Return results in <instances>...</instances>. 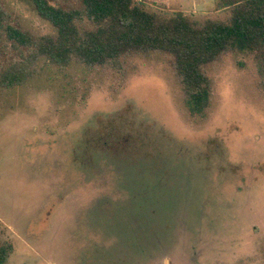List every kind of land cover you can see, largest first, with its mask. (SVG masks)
Listing matches in <instances>:
<instances>
[{
    "label": "rangeland",
    "instance_id": "obj_1",
    "mask_svg": "<svg viewBox=\"0 0 264 264\" xmlns=\"http://www.w3.org/2000/svg\"><path fill=\"white\" fill-rule=\"evenodd\" d=\"M69 8L80 0H50ZM154 13L227 21L217 0H138ZM15 24L54 34L30 0ZM15 54L0 51V65ZM60 69L41 59L0 89V245L8 264H264V80L257 58L207 67L192 116L173 59Z\"/></svg>",
    "mask_w": 264,
    "mask_h": 264
},
{
    "label": "trees",
    "instance_id": "obj_2",
    "mask_svg": "<svg viewBox=\"0 0 264 264\" xmlns=\"http://www.w3.org/2000/svg\"><path fill=\"white\" fill-rule=\"evenodd\" d=\"M30 1L55 32L35 36L24 30L0 0V51L15 54L9 66L0 65V89L23 86L41 59L62 70L73 64L122 70L133 56L159 52L172 57L190 114L204 116L213 95L207 67L224 55H254L264 80V0H217L230 18L205 22L154 13L138 0H80L69 8ZM13 252L12 243L1 244L0 264H8Z\"/></svg>",
    "mask_w": 264,
    "mask_h": 264
}]
</instances>
